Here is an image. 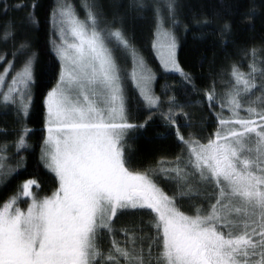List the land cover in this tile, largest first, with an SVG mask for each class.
<instances>
[{"label":"snow or ice","instance_id":"6c2138e0","mask_svg":"<svg viewBox=\"0 0 264 264\" xmlns=\"http://www.w3.org/2000/svg\"><path fill=\"white\" fill-rule=\"evenodd\" d=\"M37 6L34 3L24 18L28 26L39 25ZM0 7L6 15L7 0H0ZM133 7L152 12L153 50L165 72L179 74L186 98L179 100L168 84L162 86L161 96L156 95V74L126 34L122 17L108 20L95 0H80L81 18L72 0H57L51 23L59 37V43L53 41L59 72L55 84L43 94L40 155L57 187L51 195L40 197L41 185L27 179L0 205V264H153V260L155 264H264V46L245 51L251 57L248 72L233 64L228 80L221 73L220 82L228 85L222 93L217 92L214 80L202 99L193 100L188 86L197 95L199 90L177 60L176 33L182 26L189 31L182 20L183 5L178 0L162 4L139 0ZM257 15L253 3L243 20L251 24ZM216 16L219 20L221 14ZM193 20L199 28L213 23L207 17ZM232 28V23L224 22L213 30L230 38ZM9 41L12 59H7V53L0 55V63L7 61L0 74V85L7 83L3 101L18 103V113L27 117L34 93L41 87L36 71L40 54L27 35L17 40L13 21L0 30V43ZM118 53L125 60L123 67ZM128 81L143 102H137L134 111L147 113L141 123L132 122ZM257 89L261 92L259 109L256 101L245 99ZM205 102L208 109L219 107L220 111L215 113L217 130L207 143H201L194 133L185 138L181 127L193 123L185 109L203 107ZM245 103L249 105L247 117H242ZM225 108L229 118L223 115ZM157 115L166 129H175L183 145L181 154L167 167L161 161L156 168L135 170L129 140L136 139ZM181 115L183 125L178 123ZM30 133L24 127L18 134L17 155L32 148ZM161 137L166 138L163 133ZM6 151L7 146L0 149V175L11 176L21 164L6 169L9 157L2 154ZM158 176L176 185L173 195L159 186ZM193 194L203 195L209 207L193 205L194 214L189 215L181 210L177 197L192 199ZM22 203H27L26 210ZM129 209L150 212L151 234L145 237L134 230L128 235V229H119L127 236L124 246L113 238L105 250V237H115L116 219ZM145 238L147 255L142 246Z\"/></svg>","mask_w":264,"mask_h":264},{"label":"trees","instance_id":"16d2710c","mask_svg":"<svg viewBox=\"0 0 264 264\" xmlns=\"http://www.w3.org/2000/svg\"><path fill=\"white\" fill-rule=\"evenodd\" d=\"M79 10L80 17H84V12L79 8L80 0H72ZM108 20L113 16L122 17L126 34L132 40L135 47L139 50L148 63V66L156 74V81L154 82V91L156 95L161 96L162 86L168 84L175 89L177 98L183 101L186 98L184 89L181 88V78L179 74L165 73L162 70L161 64L154 53L152 44L155 38V22L151 11L140 12L137 11L133 5L137 4L139 0H95ZM147 3H154L156 0H145ZM162 4L163 0H159ZM183 5L182 20L184 24L189 26V31L185 32L183 26L177 31V60L185 72L190 73L196 88L199 90V95L192 93L191 86H188V95L193 100L203 98V93L213 86L215 80V87L218 93L228 87L227 84L220 82V75L223 72L224 79H229L231 66L237 64L240 70L248 72V65L251 62V57L245 55V51L253 47L261 48L264 46V0H178ZM36 7V17L39 20V25L28 26L25 24L24 18L31 11L33 4ZM57 0H7L8 12L3 14V7H0V30L9 21H13L16 26L17 40L19 41L23 36L27 35L32 41L33 50L40 54V63L37 65V77L41 87L35 91L33 102L29 115L24 118L14 117L12 114L0 115V149L5 146L11 149L10 167L16 168L18 162L21 167L18 173L8 177L5 183L0 185V205L3 204L11 195H13L18 186L27 179H36L41 185L39 192L40 197L51 195L57 187L55 178L43 165L40 160L41 144L43 137V94L55 84V76L59 72V61L56 58L53 50V25L51 23V13L56 5ZM257 6V17L251 24L244 22L243 14L248 10L250 5ZM16 5H26V7L16 9ZM216 13H220L219 20ZM231 13V14H230ZM193 17L196 19H203L207 17L213 23L211 26L199 28L194 26ZM224 22H230L233 25L232 35L230 38H225L219 35L218 31H214L218 25ZM227 39V43L225 40ZM12 44L11 41L7 45L0 43V55L7 53V59L11 60ZM7 61L0 63V74H3ZM122 65V64H121ZM123 66V65H122ZM13 73L8 74L7 79L11 78ZM259 83V80H257ZM169 92V95H172ZM128 104L133 109L134 119L132 122L141 123L146 117V112L136 113L137 102L142 105L138 92L134 89L131 81L127 83ZM261 96V92L257 89L254 95L246 97V100L256 101L258 109L261 107V102L257 97ZM2 94L0 93V99ZM163 100L167 97L162 96ZM245 103L240 110L242 117H247L245 109L248 107ZM191 114L192 125L188 128L181 127V134L188 137L189 133H194L196 138L201 143L208 142V139L213 136L217 130L218 121L215 113L219 112V107L213 110L207 108V103L204 106L195 105L191 108L185 109ZM223 115L225 118L230 117L227 108L224 109ZM184 117H178V123L184 124ZM27 127L31 130L29 143L32 148L26 152L16 154L15 142L18 134L22 128ZM171 132L168 135V132ZM165 134L166 138H162L161 134ZM183 145L177 140L175 136V129H166L162 118L157 115L146 126L145 130H141L136 134V139L129 140V151L132 153V165H140L134 168L135 170H145L149 168H156L159 162L163 161L165 167L167 162L174 161L177 155L173 153L181 151ZM172 155L162 160H155L164 155ZM179 155V154H178ZM187 156V152H184ZM20 156L24 160L20 161ZM152 160V161H151ZM151 161V162H150ZM148 162V163H147ZM157 183L168 195H173L176 192V185L166 179L164 176H158ZM192 183H195L192 181ZM35 190V186L34 189ZM209 188L207 191H211ZM181 210L186 214H194L193 205L207 209L209 201L203 195L197 197L193 194L192 199L184 198L180 200ZM212 203L215 202L213 198ZM150 212L147 210H132L129 209L123 215H119L116 219L115 227L117 233L115 237L109 238L111 247L112 239H116L120 246H124L127 236L119 229L126 228L129 230L128 235H131L135 230L138 235L151 234L150 228ZM143 231L140 232L139 230ZM106 239V237H105ZM104 239V241H105ZM149 241L145 238L143 248L145 255H147ZM105 243L103 242V245ZM153 256L156 254L155 247H153ZM123 258H121L122 261ZM153 264L155 261L153 260Z\"/></svg>","mask_w":264,"mask_h":264},{"label":"rangeland","instance_id":"374dc122","mask_svg":"<svg viewBox=\"0 0 264 264\" xmlns=\"http://www.w3.org/2000/svg\"><path fill=\"white\" fill-rule=\"evenodd\" d=\"M53 35L55 36V38H54V41L56 42V43H59V37L56 35V30L53 28ZM155 39V38H154ZM154 53L156 54V57H157V52L156 51H154ZM118 55V62L120 63V64H122L123 66L125 65V60H124V58H123V56H121L119 53L117 54ZM157 59H158V57H157ZM158 61H159V64H161L160 63V60L158 59ZM121 65V66H122ZM122 66V67H123ZM162 66V65H161ZM16 67L18 68L19 67V61L17 62V65H16ZM127 70L128 71H130L131 70V60L129 59V60H127ZM162 70L165 72V70L163 69V67H162ZM165 73H169V72H165ZM174 74H177V73H174ZM8 76V75H7ZM11 81V78H9V79H7V82H10ZM5 91H7V83H5V84H3V85H0V93L2 94L3 92H5ZM18 109H19V104L17 103V104H12V103H8L7 105L4 103V101H3V96L1 97V99H0V115H2V114H13L14 115V117L16 118V117H20V118H24L25 116L23 115V113L22 112H19L18 113ZM205 143H207V142H205ZM186 151V150H185ZM184 151V152H185ZM11 153V149L10 148H7V151L6 152H3L2 154L3 155H5V156H7V157H9L10 154ZM178 154H181V151H179V152H176V153H173L172 155H178ZM40 155H41V153H40ZM172 155H164V156H161L160 158H158V159H154V161L155 160H162V159H164V158H168L169 156H172ZM9 160H10V157H9V159H8V162H7V165H6V169L7 168H9L10 167V163H9ZM152 161V160H151ZM150 161V162H151ZM148 163V162H147ZM143 164H146V162L144 163H140V164H138V165H132L133 166V168H136V167H140V165H143ZM51 173V172H50ZM51 174H53V173H51ZM53 176H54V174H53ZM8 177L9 176H4V175H0V185H2L3 183H5L6 182V180L8 179ZM55 178V177H54ZM22 208H24L25 210H26V208H27V203H22L21 205H20ZM109 238L110 237H107L106 236V239H105V241H104V249L105 250H107L108 248H110L109 246H110V243H109Z\"/></svg>","mask_w":264,"mask_h":264}]
</instances>
